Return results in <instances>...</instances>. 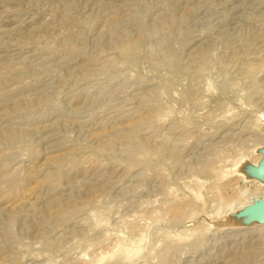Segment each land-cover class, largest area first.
<instances>
[{
    "label": "rangeland",
    "instance_id": "1",
    "mask_svg": "<svg viewBox=\"0 0 264 264\" xmlns=\"http://www.w3.org/2000/svg\"><path fill=\"white\" fill-rule=\"evenodd\" d=\"M264 0H0V264H264Z\"/></svg>",
    "mask_w": 264,
    "mask_h": 264
},
{
    "label": "water",
    "instance_id": "2",
    "mask_svg": "<svg viewBox=\"0 0 264 264\" xmlns=\"http://www.w3.org/2000/svg\"><path fill=\"white\" fill-rule=\"evenodd\" d=\"M261 172H264V149L261 152L260 164L256 167ZM243 216L242 219H257L260 221H264V199L260 198L254 200L251 205L246 208V210L238 214V216Z\"/></svg>",
    "mask_w": 264,
    "mask_h": 264
}]
</instances>
